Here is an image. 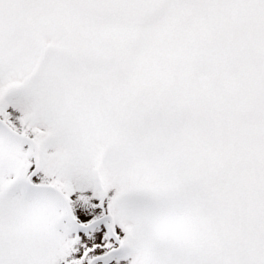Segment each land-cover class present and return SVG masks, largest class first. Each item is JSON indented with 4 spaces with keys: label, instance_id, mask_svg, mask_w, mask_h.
<instances>
[{
    "label": "snow or ice",
    "instance_id": "obj_1",
    "mask_svg": "<svg viewBox=\"0 0 264 264\" xmlns=\"http://www.w3.org/2000/svg\"><path fill=\"white\" fill-rule=\"evenodd\" d=\"M0 264H264V0H0Z\"/></svg>",
    "mask_w": 264,
    "mask_h": 264
}]
</instances>
